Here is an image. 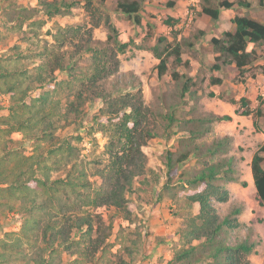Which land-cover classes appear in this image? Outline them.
Segmentation results:
<instances>
[{
    "label": "trees",
    "instance_id": "1",
    "mask_svg": "<svg viewBox=\"0 0 264 264\" xmlns=\"http://www.w3.org/2000/svg\"><path fill=\"white\" fill-rule=\"evenodd\" d=\"M108 1L0 0V28L17 37L8 50H0V96L9 103L8 115L0 118V222L11 215L21 218L18 230L0 237V264H139L147 258L139 256L149 231L136 227L125 234L120 225V248L114 252L113 222L106 221L100 209H112L116 217L133 224L143 215L142 204L173 206L180 201L184 214L176 232L178 241L171 258L160 264H252L259 243L238 233L246 226L240 219L244 204L233 203L227 213L221 211L231 199V183L248 186L240 178V159L231 154L232 138L216 139L209 146L202 142L213 132V122L232 117L198 113L200 86L205 81H195L190 61L183 60L185 50H191L204 32L180 42L177 35L174 42L156 38L149 48L159 61L158 78L170 75L178 83L180 99L168 104L163 97V110L156 112L146 105L137 76L118 75L119 55L137 45L133 39L120 38ZM146 1L115 0L113 5L141 26ZM82 3L86 9L97 6L107 30L105 41L95 40L92 34L85 37L72 26L55 28V34L43 31L49 22L70 16ZM175 5L172 0L167 7ZM200 5L202 15L218 20L221 10L250 9L252 0H200ZM257 5L264 8V0H257ZM172 20L167 24L172 25ZM232 23L234 31L209 41L215 54L210 69L220 71L234 64L236 80L245 82L248 69L260 59L257 48L264 46V23L241 12ZM99 26L100 21L95 28ZM148 32V38L155 37L152 26ZM65 47L69 48L63 51ZM256 68L264 76V64ZM220 84L221 79H210V85ZM209 97L217 96L210 93ZM186 98L192 103L189 112L182 109L188 104ZM230 102L242 108L237 114L253 116L260 131L263 96L258 97L255 110L246 98ZM96 103L101 106L91 114L89 107ZM71 126L76 134L59 135ZM14 134L21 139L13 138ZM98 134L107 139L105 147L85 154L86 140L99 148ZM158 137L177 141L174 150L163 155L164 171L150 170L144 151ZM250 166L257 201L264 208V143ZM144 194L149 195L148 202ZM130 198L140 203L136 211L129 207ZM154 236L157 246L168 241Z\"/></svg>",
    "mask_w": 264,
    "mask_h": 264
},
{
    "label": "rangeland",
    "instance_id": "2",
    "mask_svg": "<svg viewBox=\"0 0 264 264\" xmlns=\"http://www.w3.org/2000/svg\"><path fill=\"white\" fill-rule=\"evenodd\" d=\"M22 3L26 4L27 0H21ZM115 0H109L107 2V9L113 17V21L118 27L120 31V38L122 41H129L133 39L137 45V47L132 48L127 54L119 55L120 60V68L118 75L124 74H134L138 77V82L140 81V87L143 92L144 100L147 106H149L152 110L156 112H161L163 110L162 98H166V103L173 104L179 103V93L177 90V82H173L170 75L165 76L163 79L158 78L156 67L159 61L153 56L152 52L149 50L155 43L156 38L167 37L169 41L174 42L175 36L177 35V41L179 39L178 34H183V37L189 38L195 33H197L195 22L189 21L187 18L181 21V23L177 26L175 23L171 22V24H167L169 18L176 19L174 16V9H170L167 7V4L172 0H154V10H147L145 7L147 5L144 4L143 11L141 12L142 16V25L137 26L134 22L123 15L122 13L116 12L113 2ZM35 2V1H34ZM159 3V6L155 4ZM188 9L195 11L196 6H193L192 3H189L187 6ZM101 14L98 11L97 6H94L91 9H86L84 3H82L79 7L73 10L72 14L68 17L53 20L49 22L43 31L51 30L53 34L56 33L55 28L58 27H77L81 30L82 35L87 37V34H92L95 40L105 41L107 38V30L103 25V21L101 20ZM181 19V18H180ZM100 21V26L95 28V25ZM148 21V23L146 22ZM149 26H152L155 32L154 38H148V30ZM172 26V27H171ZM178 33V34H176ZM184 33H186L184 36ZM0 38H5L3 42L0 44L1 52H5L9 47L13 46L16 42L17 37L13 33H9L8 31L0 28ZM49 39L50 36L46 37ZM184 38H182L183 40ZM181 40V41H182ZM79 41H76L78 43ZM180 42V41H178ZM26 45H24L25 47ZM69 47H65L63 51H66ZM262 53H264V48H260ZM200 50H185L184 56L198 59V54ZM172 60L170 61L171 64ZM258 66H253L248 69L246 73V77H252L254 73L257 72ZM172 69H170L171 73ZM206 78H209L211 71L207 68L203 71ZM259 75V74H258ZM62 77V74H60ZM238 77V75H237ZM236 77V79H237ZM131 78V75L130 77ZM134 82L135 85L138 83ZM260 86V84H259ZM212 91V85H210L209 80L205 81L200 86L199 92V102L198 109L199 112H205L206 114H213L216 111L227 112L229 110L228 106H224L222 104H218L215 99H211L209 97V93ZM260 91V90H259ZM264 92L260 93L259 96H263ZM230 96H236V93H231ZM264 97V96H263ZM187 104L182 109L184 112H189L192 107V103L189 102L186 98ZM8 98L4 96H0V118L8 115L7 107H8ZM101 106V103H96L93 106H90V113H96L98 108ZM239 109L242 108L238 105ZM234 108H232L231 112H233ZM238 109V108H236ZM191 115L187 116L189 119ZM260 121L264 125V117L260 118ZM213 132L208 133L206 137L202 140L206 146L211 145L216 139L224 138L228 135H231L232 140V153H234L239 159L245 157V162L239 165V170L241 171L242 178L245 179L248 177V172L250 171V167H248L247 159L248 157H253L255 152L257 151L260 142L255 138L254 142L248 144L247 138H251L252 136H256V130L253 134H250L248 130L243 129L242 124L240 122L235 123L234 121H216L212 124ZM75 126L68 127L59 132L61 137H67L70 135H74ZM98 139L99 148L95 147L92 143L87 140L84 143L85 151L84 153L87 155H91L92 151L98 150L101 151L106 143L107 139L101 134L96 135ZM13 138L21 139V136L18 134H14ZM177 145V141L175 140H166L164 138L158 137L152 139L147 146L144 148L145 153L148 156V168L150 170L155 171H164L163 164V155L167 151L174 150ZM246 145V147H245ZM27 153H30L31 149L29 144L27 145ZM97 153V151H96ZM195 157H192L191 163H195ZM250 166V165H249ZM181 168L179 171H181ZM250 177V175H249ZM232 196L233 199L231 204L235 202L246 203L250 207V211H252L253 216L252 219L243 218L241 216V221L245 223L244 226L238 233L242 237H251V239L259 243L257 247L258 254L251 256L252 264H264V208L261 207L257 201V191L256 188L246 187L244 188L241 185H232ZM145 195V194H144ZM145 201H149V195L144 196ZM231 204L228 203L221 210L223 214L227 213L231 208ZM137 204L132 198H130L129 207L131 210H137ZM140 212L143 214L141 216L140 221H135V223L130 224L127 221L121 220L119 217H116L114 210L108 208L100 209V213H102L105 217L106 221L112 220L113 222V237L111 242L115 245L114 252H116L120 248V241L117 238L118 231L120 230V225H123L125 228V234L133 231L136 227H143L144 232L149 231L150 236L146 240L145 248L142 250V254L139 256L140 258L143 256H147L144 260H142L139 264H160L161 261L169 260L172 256L173 250L175 248L174 245V234L179 229L182 223V211L183 202L180 201L178 205L166 206L161 208H156L153 203L150 204H142ZM249 209V208H248ZM166 213L167 215H164ZM177 213H181V215H177ZM21 225V218L16 215H11L7 219H3L0 222V237L4 235V233L18 230ZM143 232V233H144ZM159 234L162 237H166L168 239V243L165 245L157 246L155 244V235ZM169 237V238H168Z\"/></svg>",
    "mask_w": 264,
    "mask_h": 264
},
{
    "label": "crops",
    "instance_id": "3",
    "mask_svg": "<svg viewBox=\"0 0 264 264\" xmlns=\"http://www.w3.org/2000/svg\"><path fill=\"white\" fill-rule=\"evenodd\" d=\"M175 1H176V5L173 8H169V10L174 9V16L176 18V19L172 20V22L178 26L182 20L187 18L189 21L193 20L195 22L194 25L196 26V29L198 30V32L199 31L204 32L203 36L195 43L194 47L192 48L193 50H200V53L198 54V59H195V58L193 59L191 57L186 58L183 54V60L184 61H187V60L190 61V64L192 67L190 74L194 77L195 81L204 79V81L209 80V82H210V79L212 77L219 78L222 80V84L212 85V91L210 93H214L217 97L211 98V99H215V101L219 105L222 104L224 106H228L229 110L227 112L216 111L213 114L219 115V116L229 115L232 117V121H234L235 123L240 122V124H242V126H243V129H246V130H248V132H250V134H253L254 132H256V128L254 125V117L253 116H243L241 114H237L236 110L239 109V107H238L239 104H232L230 102V99L232 98V99H235L236 101H239L241 98H246L251 103L250 104L251 109L252 110L257 109V107L259 105V102H258L259 94L264 92V76L260 73H256L255 77H253V76L248 77V78H246L245 82H238L236 80L238 72H237L236 66L234 64L229 65L220 71H212L210 69V67H211V65L214 64L215 54L212 52V50L210 48L209 41L214 37L222 36L225 32L234 31L235 25L232 23V19L239 12H241L242 14H249L254 19H257L258 21L264 23V8L258 7L257 0H252V7L250 9L242 8L239 6H235L234 8H231V9H223V10H221L220 18L218 20H214V19H212L206 15L201 14L202 8L200 5V0H175ZM230 1H234V0H230ZM249 1H251V0H249ZM154 3H155L154 0H147L145 2V5H147L145 8L147 10L153 11L154 10ZM189 3H192L193 6H196L195 11L187 8ZM155 5L159 6V3L158 4L156 3ZM169 19H172V17ZM146 22L148 23V21H146ZM185 34L186 33H184V36H187ZM178 36H179L178 41H181L182 38L185 39V37H183V34H181V33L178 34ZM253 48H254L253 45L249 46L250 50ZM260 48H264V46L257 48L258 54L260 55V59L256 62L255 66H259V65L264 64V53H262ZM207 68L211 71L209 78H206L205 74H203L204 73L203 71L206 70ZM179 72L183 73L184 71L181 68H179ZM259 84H260V86H259ZM231 93H234V94L236 93V96H233V97L230 96ZM219 96H223L224 98L220 99ZM232 108H234L233 112H231ZM236 108H238V109H236ZM258 125L260 128V131L256 132L255 137L252 136L251 138H249V137L247 138L248 144L254 142L255 138L260 142V145L264 143V125L260 121H258ZM228 136L231 137V135H228ZM231 145H232V143H231ZM245 147H246V145H245ZM232 149H233V146L231 148V154H234V153H232ZM242 158L244 160H241V158H240L238 168H239V165L241 163L245 162V160H246L245 157H242ZM252 158L253 157L250 156L247 159L248 167H250V171L248 172V177L243 179L242 174H241L240 178H241V180L246 181L248 183V187L252 188V190H253V187H255V185H254V180H253V176H252V172H251V166H249L251 164ZM249 175H250V177H249ZM231 184L232 185H240L238 183H231ZM231 184L229 185L230 191L232 189ZM244 188H246V187H244ZM232 199H233V196H232V191H231V199L229 201L230 204H231ZM242 202L240 201L239 203H242ZM235 203H237V202H235ZM243 204L245 206L244 214L246 213V215H244L243 218L252 219L253 213H252V211H250L249 205H247L245 202ZM155 206H157L156 208H161V207L163 208V207L168 206V204L166 202H162V203H159ZM194 212L195 213L199 212V205L195 206ZM164 215H167V214L164 213ZM242 216H243V214H242ZM158 236L162 237L161 234H159ZM174 236L175 237H174L173 242H177L178 236H176V233L174 234ZM168 242L169 241H167V243Z\"/></svg>",
    "mask_w": 264,
    "mask_h": 264
}]
</instances>
